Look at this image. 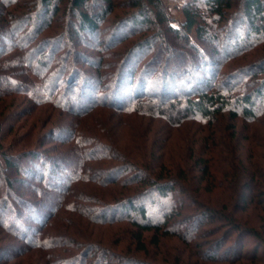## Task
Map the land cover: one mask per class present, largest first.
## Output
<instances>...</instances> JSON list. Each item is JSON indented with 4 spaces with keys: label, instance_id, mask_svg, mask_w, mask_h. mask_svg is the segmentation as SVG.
<instances>
[{
    "label": "rangeland",
    "instance_id": "obj_1",
    "mask_svg": "<svg viewBox=\"0 0 264 264\" xmlns=\"http://www.w3.org/2000/svg\"><path fill=\"white\" fill-rule=\"evenodd\" d=\"M16 1L19 2L20 11L26 12L29 3H34V0ZM104 1L88 0L83 11L95 15L101 13L102 8L106 6ZM159 1L168 18L167 23L159 29L152 23L139 24L132 19H125L134 10L130 7L129 0H112L111 12L97 21V28L93 33L83 31L76 35L74 31L79 25L78 18L77 13L71 9L70 0H56V12L51 17L48 15L38 29H34L31 24L24 26L21 33L27 32L33 41L29 44L24 42L27 47L23 51L12 49L14 46L11 45L19 44L22 34L12 38L5 47L0 60L5 59L6 62L2 64L1 61L0 66L3 65L2 69L7 71L8 76L33 85L34 95L30 96V93L26 92L9 96L7 92L6 95H0V212L7 203L4 218L7 225L12 223L9 214L13 208L19 213L23 223L30 227L29 231H25L28 236H20L18 230L14 229L15 225H10L9 231L0 226V264H60L70 258H80L91 243L96 248L87 255L86 264L98 262L96 257L102 255L103 251L109 254L110 260L116 255L134 259L136 257L149 264H181L182 260L184 264H201L200 257L197 258L193 254L203 248L210 250L208 246L211 243L225 237L226 228L219 226L220 222L196 218L194 209L191 208L193 202L186 196L172 193L160 197L153 194L143 201L153 221L159 220L163 212L179 211L181 204L184 210L180 209L181 212L177 220L175 219L177 225L169 229L171 233L159 237L157 246L150 242L149 239L153 235L150 232L146 235L145 250L137 251V245L132 240L135 229L126 220H119L124 213L120 209L106 207L114 204L121 198V193L127 190L119 185L120 183L113 182L128 178L127 170L119 172L122 165L129 166L131 160L133 162L142 156L153 155L166 165L182 164L190 149L199 146L201 138L207 135L206 125L186 121L180 126H171L163 119L146 116L144 109H141L140 114L111 121L107 116L108 109L95 108L92 109L94 113L79 120L67 110L55 106V95L49 98L52 85L50 78L53 77V81L59 83L56 95L64 94L66 82L72 77L75 78L78 71H83L93 77L97 97L103 95L102 99L105 100V97L110 95L109 80L116 73L124 55L137 43L152 37L158 30L162 39L171 45V51H167L162 44H143L130 55V65L135 70L146 68L150 77H154L165 62L167 53H172L174 59H170L169 64L177 66L176 63L180 62V67L177 68L186 66L188 61L178 58L180 55L177 54L184 50L187 55H194L188 43L195 42L196 36L191 29L188 39L182 37V10L191 5L190 9H197L207 16L204 13V0H196L194 4L193 0ZM241 1H236L220 23L213 22L211 25L212 17H206V22L216 29L217 41H222L228 27H232L236 22L239 23V30L244 28V22L240 18ZM147 17L152 20L154 16L149 13ZM169 24L179 29L177 35L167 32ZM203 45L209 51L215 48L211 42ZM44 47V52L35 57V61L42 55L53 54L45 58L49 69L39 79L30 74L31 69L23 66L13 67L20 62L22 55L26 56L27 50L36 52ZM261 61H264L263 44L251 52H241L236 57L225 58L219 53L213 57V87L234 75L235 78L230 84L233 87L232 96L250 93L256 83L264 78V68L252 69ZM244 70L246 71L242 73ZM58 71L63 72L59 81L55 76ZM3 90L6 89L0 87V91L4 92ZM40 97L48 102L39 104L38 102L43 101ZM65 100L63 99V102ZM256 114L254 121L244 120L240 116L231 121L226 118V112L222 114L224 116L215 118L212 127L214 145L219 147L223 144L229 152L225 156L219 154L215 157L209 177L201 181V187L221 186V189H212L211 193L208 190L199 192L198 201H202V204L206 202L220 207V204L228 201L226 204L229 210L232 209L236 200L234 193L244 181L246 182V176H259L260 171L264 170V109ZM113 122L116 123L112 124ZM29 150L36 153L35 158L23 156V152ZM201 150L205 152L203 147ZM4 157H8L14 166L6 167ZM59 157L70 159L73 163H68L67 159L62 162L65 169L60 174V183L52 182L49 187L44 180L34 178L36 173L42 171L48 163L52 166V162ZM232 159L236 160L237 171L241 173L234 174L233 171L227 170ZM75 175L79 178L76 181L73 180ZM59 191L61 192L58 193ZM49 195H52V199L48 202L46 197ZM26 202L42 204L40 210L44 215L43 224L32 220L35 216L29 211ZM48 205L51 208H48ZM102 213L105 215V222L100 221ZM237 216L250 227L259 229L261 225L258 212L251 206L239 211ZM173 229L196 235L192 244L201 246L192 249L189 256L188 248H184V244L172 235ZM262 237L264 239V233ZM231 239L226 240L217 256L219 259L233 257L227 252L234 247ZM256 243L258 244L254 237L244 235L241 245L236 247L233 255H249ZM258 255H264V249L258 250ZM210 263L228 264L221 261ZM244 264L251 262L249 260Z\"/></svg>",
    "mask_w": 264,
    "mask_h": 264
},
{
    "label": "trees",
    "instance_id": "obj_2",
    "mask_svg": "<svg viewBox=\"0 0 264 264\" xmlns=\"http://www.w3.org/2000/svg\"><path fill=\"white\" fill-rule=\"evenodd\" d=\"M195 1L193 0L192 4ZM236 1L204 0V13L207 16L197 9H190L191 5L183 8L182 37L188 39L189 31L193 29L196 41L188 43L194 55L189 56L184 50H181L180 53H178L179 51H173V53H178V56L180 55L179 57L177 56L178 58L181 57L186 62L188 61L186 66L182 68H177V66L180 67V62L176 63L177 66L169 64V60L174 59V56L172 53H167L165 62L154 77H150L146 68L135 70L130 65V55L143 44L154 46L158 43L164 45L167 51H171L169 48L171 45L162 39L163 37L160 35L159 30L152 37L146 38L141 43H137L134 48L124 55L116 73L109 80L110 95H108V98L105 97L106 102L102 99L103 95L97 97L95 82L90 74L78 71L75 78L72 77L66 82L67 86L64 89L66 93L63 92L64 94L60 93L57 95L56 91L58 90L59 83L53 81V77L50 78L52 85L49 89V98L55 95V102L57 101L55 106L59 109L67 110L79 120L94 113L95 111L92 109L95 108L108 109L107 116L110 117L111 121L115 118L121 119L123 116L140 114L141 109H144L146 116L163 119L171 126H180V124L186 121H195L206 125L207 135L201 138L199 146H193L190 149V153L184 157L182 164L170 163L166 165L164 162H160L158 157L154 155L153 157L142 156L138 160H134L133 158L134 163L131 160L129 166L126 164L122 165V169L119 171L127 170L129 173L128 178L113 181L115 184L120 183L119 185L125 187L127 190L121 193V198L117 199L114 204L106 207L108 209L117 208L124 213L119 220H126L135 229L132 240L137 245V251L145 250L147 243L146 235L150 232L153 235L149 240L157 246L159 237H165L168 233H171L169 229L177 225L176 218H178L181 210H184L181 204L178 209L179 211L173 212L171 210L170 212H163L159 220L153 221L143 201L153 194L164 197L168 194L178 193L186 196L193 202L191 208L194 209L196 218H206L210 221L216 220L221 223L219 226L226 228L225 237L211 243L208 246L210 250L209 248H203L193 254L197 258L200 257L201 264L217 261L228 264H244L249 260L251 264H264V255H258V250L264 249V239L262 237V233H264V170L260 171L259 176L255 174L250 177L246 176V182L244 181L234 193L236 200L230 210L228 204H226L228 201L220 204V207L206 202L202 204V201H198L200 200L199 192L208 190L211 193V190L214 188L221 189L219 185L218 187H204V185L201 187L200 183L209 177L215 157H218L219 154L220 156H225L229 152L223 144H220L219 147L217 145L215 147L214 145L215 138H213L214 131L212 127H214L215 118L224 116L222 114L226 112V118L231 121L235 120L238 116L247 121H254L257 115L256 112L259 111L260 113L261 109H264V78L256 83L250 93L244 95L232 96L233 87L230 84L235 78L234 75H230L223 83H219L216 87H213L214 81L212 79L214 75L212 66L214 56L221 53L225 58L236 57L241 52H251L254 48H258L260 44L264 45V0H242L240 3V18L244 22V28L239 30V23L236 22L234 25L230 22L232 27H228L222 41L218 40V43L216 29L206 22V17L209 15L212 17L211 25H213V22H222L227 16L226 12L232 9ZM104 2L106 6L102 8L101 13L95 15L83 11L86 8L88 0H70L71 9L77 13L78 18L79 25L74 31L76 35L83 31L93 33L96 30L97 21L102 19L103 16L108 15L112 9V0H105ZM129 2L130 7L134 10L125 19H132L133 22H139V24L152 23L157 25L158 29L167 23L168 18L159 0H129ZM18 4L19 2L16 0H0V58L12 38L17 37L19 34H22V40L17 45L11 44L14 46L12 49L23 51L27 47L24 42L29 44L33 41V38L27 32L21 33L24 26L31 24L34 29H38L41 24H44L48 15L51 17L56 12V0H34V3H29L27 12L26 10L20 11ZM149 13H152L154 16L152 20L147 17ZM178 31L179 29L174 25H168L167 32L169 34L177 35ZM209 42L215 47L210 51L203 45ZM44 50L45 47L41 51L36 52H33L32 49L27 50L26 56L22 55V58H19L20 62L16 63L13 67L23 66L24 68L31 69L30 74L39 79L49 69V66L47 68L48 64L45 58H49L53 54L42 55L38 61H35V57L37 58L41 55ZM1 61L2 64L6 62L5 59ZM2 67L0 66V87L6 90H3L4 92L0 91L1 96L6 95L7 92H9L7 96L9 94L18 95L23 92L30 93V96L34 95L33 85L8 76L7 71H4ZM263 68L264 61L258 62L252 67L253 70H263ZM245 71H242V73ZM62 74L63 72L58 71V74H55L56 80L59 81L62 78ZM40 98L43 101L38 102L39 104L48 102L47 99ZM63 99L66 100L63 102ZM115 123L113 122L112 124ZM74 135L76 136L75 132ZM201 146L205 152H202ZM35 154L31 150L23 152V156L27 157L32 156L35 158ZM4 159L6 167L14 166L8 157H4ZM66 159L59 157V159H55L52 162V166L50 165L51 163H48L42 171L40 170L34 175V178H39L41 181L44 180L45 184L49 187H51L52 182L56 181L60 183L62 180V175L60 174L65 169L62 162ZM67 162L73 164L70 159H67ZM230 162L231 165L227 167V170L233 171L234 174L236 172L241 173L237 171L236 160L232 159ZM77 176H74V181L79 179ZM50 196L52 197V195L46 197L48 202L52 199ZM27 205L29 206V211L33 212L32 214L35 216L32 217V220L43 224L44 215L40 210L42 204L30 202ZM250 206L258 212L261 224L259 229L243 223L237 216L239 211H243ZM48 208L51 207L48 205ZM6 209L7 203L3 205L0 212V226L9 231L10 225L13 227L15 225L16 228L14 227V229L18 230L20 236H28L25 234L27 233L25 231H29L30 227L23 223L19 217V213L15 212L13 208H11L13 214L11 212L9 214L12 223L9 226L7 225V221H4ZM100 215V221L105 222L104 213ZM219 226L218 228H220ZM172 235L176 236L180 243L184 244V248H188L187 252L189 256H191L190 251L192 249L201 246L192 244V240L196 239V235L194 234L181 233L180 230L173 229ZM244 235L254 237L258 244L256 243L249 255L240 253L233 255L236 247L241 245ZM228 238H232L231 242L234 243V247L227 251L233 257L229 258L226 256V259H219L220 257L217 256H219V252ZM95 248L94 244L91 243L87 251H84L80 258H70L61 261L60 264H86L87 255ZM207 253L209 254L207 255ZM108 258L109 254L103 251L102 255L100 254L98 258L96 257L98 262L94 264H149L136 259V257L134 259L113 255V260ZM181 264H184V260L181 261Z\"/></svg>",
    "mask_w": 264,
    "mask_h": 264
}]
</instances>
